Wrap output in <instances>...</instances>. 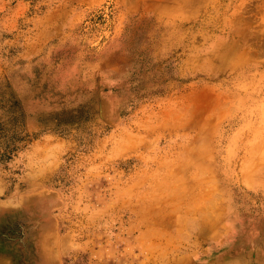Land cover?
Returning a JSON list of instances; mask_svg holds the SVG:
<instances>
[{
    "label": "rangeland",
    "instance_id": "obj_1",
    "mask_svg": "<svg viewBox=\"0 0 264 264\" xmlns=\"http://www.w3.org/2000/svg\"><path fill=\"white\" fill-rule=\"evenodd\" d=\"M152 243L264 264V0H0V264Z\"/></svg>",
    "mask_w": 264,
    "mask_h": 264
},
{
    "label": "bare ground",
    "instance_id": "obj_2",
    "mask_svg": "<svg viewBox=\"0 0 264 264\" xmlns=\"http://www.w3.org/2000/svg\"><path fill=\"white\" fill-rule=\"evenodd\" d=\"M185 102V101H184ZM193 110V109H192ZM190 108H188V107H185V108H180L179 109V111L177 112V114H176V119H174L173 121H174V123H172V127H175L176 129H180L181 130V128H183V129H187V127H191V123L189 124V119H191V117L193 116V114H194V111H192ZM192 111V112H191ZM203 111V110H202ZM195 115V114H194ZM200 119H202V118H200ZM199 119V120H200ZM196 120V119H195ZM195 120H194V123H195ZM201 121V120H200ZM199 121V122H200ZM192 123H193V121H192ZM204 125H205V123H204ZM203 127H206V126H202L201 128H203ZM175 129V130H176ZM129 133V132H128ZM125 138V137H124ZM196 139H193V141H195ZM189 144V143H188ZM199 145V144H198ZM256 154V153H255ZM165 163V162H164ZM170 174V173H169ZM174 174H176V173H174ZM168 175V174H167ZM176 176V175H175ZM178 191V190H177ZM199 199V198H198ZM194 203H196L195 201H194ZM186 204H188V203H186ZM185 204V205H186ZM190 204V203H189ZM195 205H197V204H195ZM184 206V205H183ZM190 206V205H189ZM187 207V206H186ZM193 207V206H192ZM179 208V207H178ZM186 210V209H185ZM197 211H198V209H197ZM192 212V211H191ZM204 222V221H203ZM201 224V223H200ZM202 226H204L205 227V229H206V223L204 222V223H202ZM205 229H203L202 227L200 228V233H202L203 231L202 230H204V232H205ZM158 231V230H157ZM161 232V231H160ZM204 232H203V234H204ZM154 233V235L153 236H156L155 235V232H153ZM201 237V236H200ZM203 237V236H202ZM55 239V238H54ZM58 240V239H57ZM202 240V239H201ZM150 241V240H149ZM203 241V240H202ZM157 242V241H156ZM214 242V241H213ZM59 243V242H58ZM191 243V242H190ZM54 244V243H53ZM213 244V243H212ZM58 245V244H57ZM185 245H187V244H185ZM59 246V245H58ZM146 247V246H145ZM178 247V246H177ZM186 247V246H185ZM182 248V247H181ZM52 249H53V247H52ZM167 249V248H166ZM183 249H185V248H183ZM146 252L148 251V253H149V256H147V262H144V263H138V264H160V263H165V264H189L188 263V260H186V258L185 257H181V256H179L180 258H178V256L177 255H175L176 254V252L178 251H180V249H177V248H175V249H172V250H170V247H168V250L169 251H171V252H169L168 253V255L167 254H162V255H160V254H158V251H157V248H156V245H155V243H152L149 247H146L145 249H144ZM159 250H160V248H159ZM144 251V252H145ZM145 252V253H146ZM181 252V251H180ZM51 253H53V251L51 252ZM165 253H167V252H165ZM165 255H167V257L165 256ZM161 257H163V258H161ZM191 258V257H190ZM197 261V260H196ZM225 262V261H224ZM224 262H222V263H224ZM196 264V263H195ZM217 264V263H216Z\"/></svg>",
    "mask_w": 264,
    "mask_h": 264
}]
</instances>
